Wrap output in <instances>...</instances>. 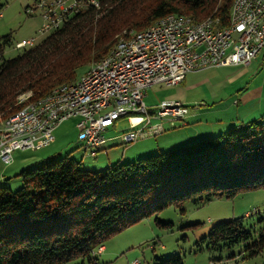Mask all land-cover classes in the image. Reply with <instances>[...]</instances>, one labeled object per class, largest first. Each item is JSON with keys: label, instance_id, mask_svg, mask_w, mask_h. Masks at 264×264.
I'll use <instances>...</instances> for the list:
<instances>
[{"label": "trees", "instance_id": "trees-1", "mask_svg": "<svg viewBox=\"0 0 264 264\" xmlns=\"http://www.w3.org/2000/svg\"><path fill=\"white\" fill-rule=\"evenodd\" d=\"M232 1L96 0L68 14L60 27L0 62V119L15 111L20 94L30 91L37 98L74 82L123 30H143L167 13L196 20L210 16L222 28ZM0 38L1 56L9 35ZM16 176L21 182L16 189L0 182V264H66L77 258L97 264L94 252L103 241L144 217L168 206L183 210L188 201L203 203L264 187V116L105 169H84L65 155L41 160ZM244 217L219 221L201 241L231 246L252 239ZM263 248L264 226L244 251L251 256ZM154 264L182 261L171 254Z\"/></svg>", "mask_w": 264, "mask_h": 264}, {"label": "built area", "instance_id": "built-area-1", "mask_svg": "<svg viewBox=\"0 0 264 264\" xmlns=\"http://www.w3.org/2000/svg\"><path fill=\"white\" fill-rule=\"evenodd\" d=\"M96 0H36L43 20L40 34L58 28L67 15ZM217 18L196 20L189 14L167 13L140 31L127 30L108 52L91 63L72 83L62 84L46 95L17 96V108L0 119V158L7 164L16 150H38L54 141V130L76 118L81 147L94 154L108 140L104 132L125 117L128 129L117 135L123 146L184 124L188 106L176 99L153 106L144 101L152 85L175 86L189 72L224 65H245L264 50V0H233L228 24L216 26ZM21 40L16 47L31 43ZM153 120L155 122H153ZM100 246L94 253L99 254Z\"/></svg>", "mask_w": 264, "mask_h": 264}, {"label": "rangeland", "instance_id": "rangeland-1", "mask_svg": "<svg viewBox=\"0 0 264 264\" xmlns=\"http://www.w3.org/2000/svg\"><path fill=\"white\" fill-rule=\"evenodd\" d=\"M34 2L35 0H0V37L9 35V42L3 47L0 62L3 58H10L18 53V48L15 46L17 41L34 38L33 41L38 42L46 35L38 33L43 23L38 12L32 13L28 10L29 7H34ZM260 58H262L261 54H258L255 59L240 67L247 69L246 76L249 77L246 79L249 81L247 90L264 85V60L261 68L257 64L261 61ZM88 65L89 63L79 70V75L84 73ZM205 69L196 70V72L200 73V77L209 76V85L215 87L218 92L224 87V74L215 75L213 68ZM177 85H175L176 87L152 85L148 88L144 98L146 105L158 104L161 100L179 97L180 86ZM236 85H238V81ZM202 88L200 86L196 90L198 101L189 104L183 103L188 106L190 113L196 109H200V112L212 110L209 114H202L204 116L202 120H206L207 126L210 122L220 118V114L225 118H228L229 115L234 117L239 106L243 105L233 104V99H240L239 95L234 96V94L230 98L226 95L222 101L217 103L207 98H199ZM76 120V118H70L56 127L54 142L49 146L38 150H16L13 152V161L9 164L0 158V182H5L2 186L16 189L14 185L19 182L18 187H20L21 182L16 174L21 169L33 166L37 161L47 158L54 159L68 155L80 162L82 168L89 170L105 169L115 164V161L111 160L118 151L122 150V147H111L108 155L96 151V155L89 157V151L84 150L81 147V141L78 140ZM163 124L169 128L166 131V135L169 136L167 141L156 136L155 138H146L143 143L138 141L132 148L139 149L146 144L154 146L159 141V145L162 143L164 147H168L164 143H174L179 134L177 132L182 128L179 126L183 125L176 123L175 127H171L165 120H163ZM127 129L128 124L123 117L114 126L108 128L104 132V136L116 138L118 134ZM178 141L181 140H177L175 143ZM48 153L52 154L46 156ZM82 154L87 156L82 157ZM241 216H246L244 217L245 222L253 231L252 239L231 246L210 245L204 240L201 241L208 230L219 221ZM263 226L264 187L244 190L232 197H216L203 203L188 201L183 204V210L168 206L162 211L144 217L108 236L103 241V252L96 255L97 264H154L156 258L164 259L171 254L180 255L182 264H264V248L251 256L247 254V251H244L245 246L258 239V234ZM80 260L77 258L66 264H94L93 262L88 263L86 260L82 263Z\"/></svg>", "mask_w": 264, "mask_h": 264}, {"label": "crops", "instance_id": "crops-1", "mask_svg": "<svg viewBox=\"0 0 264 264\" xmlns=\"http://www.w3.org/2000/svg\"><path fill=\"white\" fill-rule=\"evenodd\" d=\"M259 54H261L262 58H260L261 61L258 62L257 64L261 68L263 64V60H264V51L260 52ZM240 67L241 65H224V66L208 67L205 69L207 70V69L213 68L215 75L224 74V77H225L224 87L221 90H218V92L217 90H215V87H211V85H209L210 84L209 76L204 75L200 77V73H198V71L189 72L185 75L184 79L180 82V84L177 85V86H180L179 97L173 98V99L179 100L187 104L198 101V99H196L197 98L196 90L200 88V86H202L203 88L201 90V95L199 98H207L208 100H212V102L214 103L222 101L223 97H225L226 95L228 96V98H230V96L233 94L234 96L239 95L240 99L238 100L233 99V104H238V105L243 104V105L239 106V110L238 112H236L234 117H231L229 115L228 118H225L220 114L219 116L220 118L215 119V121L213 122L209 121L210 123L207 126L206 120H202V117H204L202 114L204 113L209 114L210 112H212V110H206V111L200 112L199 111L200 109H196V110L191 111L190 113L188 109V113L184 120L185 122L183 126H179V128L181 127L182 128L177 132L179 134H178V137L175 139L176 141L177 140H181V141H178L177 143H175L176 142L175 141L174 142L175 144L174 143H171V144L164 143L168 145V147H164L162 143L161 145H159V142H160L159 141V142H156L154 146L150 144H146L140 147L139 149L132 148V146L135 143H137L138 141L139 143H143L144 140H146V138L149 139V138H155L156 136H159L160 139H162L163 141H167V139H169V136L166 135V131H168L169 128L163 124L165 130L161 134H157L155 136H148L142 140H138L137 142L127 145V146H123L119 142V139L114 138V139L108 140L105 143V146L102 149H99L98 151L108 155L111 147L120 146L122 147V150L118 151V153L113 157L111 161H115V164L122 163V162H128V161H132L136 159L137 156H144V155H148V154H152L156 152L167 151L169 149L176 148L181 145L193 143L197 140L224 134L231 127L241 128L245 122H248L255 118H259L261 116H264V93H263L264 85L260 87H252L251 89L247 90V88H249V85L247 86V83H249V81H246V79L249 78L248 76H246L247 69H242ZM237 81H238V85H236ZM158 85H162V84H158ZM147 90H146V93H147ZM146 93H145V97H146ZM213 100H216V101H213ZM155 104L157 103L149 104L148 106H153ZM53 153H56V152H53ZM51 154L52 153L50 154L48 153L46 156H50ZM96 154L97 153H94L92 155L89 153L88 155L90 157ZM83 156H87V155L82 154V157ZM103 250H104V247L99 254H101Z\"/></svg>", "mask_w": 264, "mask_h": 264}, {"label": "clouds", "instance_id": "clouds-1", "mask_svg": "<svg viewBox=\"0 0 264 264\" xmlns=\"http://www.w3.org/2000/svg\"><path fill=\"white\" fill-rule=\"evenodd\" d=\"M35 1H36V0H35ZM34 3H35V2H34ZM31 8H33V7H29L28 9H31ZM35 11H37V10H33V11H31V12L33 13V12H35ZM27 39H31V38H27ZM27 39H21V40H27ZM33 39H34V38H33ZM21 40H20V41H21ZM17 42H19V41H17ZM17 42H16V43H17ZM16 43H15V46H16ZM27 44H29V43H27ZM16 48H19V47H16ZM20 48H22V47H20Z\"/></svg>", "mask_w": 264, "mask_h": 264}]
</instances>
